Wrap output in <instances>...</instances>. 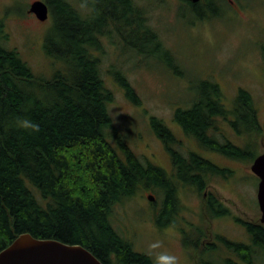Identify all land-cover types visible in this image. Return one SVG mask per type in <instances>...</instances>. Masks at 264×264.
Segmentation results:
<instances>
[{
  "label": "trees",
  "instance_id": "1",
  "mask_svg": "<svg viewBox=\"0 0 264 264\" xmlns=\"http://www.w3.org/2000/svg\"><path fill=\"white\" fill-rule=\"evenodd\" d=\"M179 1L196 20L207 21L220 15L232 0ZM47 2L51 26L44 35L43 50L54 62L51 78L37 75L18 50L0 43V252L21 234H30L81 245L103 264H153L117 228V207L151 191L164 197L161 211L155 210L170 220L166 225L175 224L186 208L180 188H190L200 194L201 217L211 226L214 219L230 215L228 206L208 190L211 177L228 178L233 171L194 150H179L172 129L153 116L151 127L166 145L171 171L142 160L122 141L115 148L112 142L118 129L109 110L115 95L102 76L101 54L96 51H102L114 36L140 54L150 55L151 46L154 53L170 50L135 0H79L77 7L68 0ZM261 53L264 58V46ZM111 73L126 98L139 103L140 96L127 76L120 70ZM199 89L190 107L175 111L174 121L201 148L252 163L260 155L264 128L251 92L239 88L232 107L227 108L218 83L203 80ZM16 117L37 122L40 131L30 134L17 128ZM230 118L242 138L237 146H223L217 140L223 131L221 119ZM151 204L158 208L155 200ZM237 220L246 227L251 244L213 234L205 245L206 232L200 229L195 239L184 241L194 251V264H241L235 256L244 264H254L257 250L264 257V225L259 220ZM215 240L229 250L219 262L207 259L218 249Z\"/></svg>",
  "mask_w": 264,
  "mask_h": 264
},
{
  "label": "rangeland",
  "instance_id": "2",
  "mask_svg": "<svg viewBox=\"0 0 264 264\" xmlns=\"http://www.w3.org/2000/svg\"><path fill=\"white\" fill-rule=\"evenodd\" d=\"M35 1L12 0L11 30L10 0H0V36L7 48L16 47L37 75L49 79L54 71V62L45 55L43 44L44 35L51 26V17L41 22L29 13ZM135 1L143 8L149 25L170 51L154 53L155 49L151 46L150 55L140 54L127 48V44L119 42L120 39L114 35L113 41L107 39L102 51H96L101 54L102 76L115 95L109 106L119 133L113 138L115 148H119L118 141H122L142 160L171 171L173 163L166 145L151 127L153 116L172 129L179 141L176 146L179 150H194L205 158H213L212 152H207L187 137L174 121L175 111L190 107L198 97L203 80H212L220 85L227 108L232 107L239 88L251 92L259 109V121L264 127V58L261 53L264 46V0L228 1L220 15L207 21L196 20L189 7L179 0ZM1 24L4 26L1 27ZM11 31L12 37L9 36ZM24 32L30 34V41L23 39ZM113 69L127 76L140 96L139 103L126 98L111 73ZM221 127L224 130L223 125ZM241 140L236 137L238 144ZM258 152L264 153V137ZM253 162L220 159L219 163L232 170L233 174L228 178L211 177L208 190L231 209L232 217L216 218L209 226L202 219L200 194L182 187L179 197L186 208L176 217L175 224L166 225L170 220L160 216L164 197L144 191L117 207L114 217L116 226L132 240L135 251L148 254L150 244L159 240L163 244L161 251L176 255L179 264H194V251L186 248L184 241L185 238L195 239L200 229H204V238L209 241L213 239V234H221L230 240L251 244L246 227L237 219L260 221L261 211L257 201L259 181L251 171ZM149 195L155 197L159 215L157 208L151 204L153 201H149ZM214 242L218 249L207 259L219 262L229 255V250L224 243ZM235 258L244 264L238 257ZM262 258L258 254L256 264H264Z\"/></svg>",
  "mask_w": 264,
  "mask_h": 264
},
{
  "label": "water",
  "instance_id": "3",
  "mask_svg": "<svg viewBox=\"0 0 264 264\" xmlns=\"http://www.w3.org/2000/svg\"><path fill=\"white\" fill-rule=\"evenodd\" d=\"M199 3L201 0H188ZM29 13L45 22L50 18L49 6L42 0L33 2ZM251 171L259 178L257 201L261 211V223L264 225V153L253 162ZM154 201L155 197L149 195ZM0 264H103L87 248L66 244L58 240H44L30 234H21L8 247L0 252Z\"/></svg>",
  "mask_w": 264,
  "mask_h": 264
},
{
  "label": "flooded vegetation",
  "instance_id": "4",
  "mask_svg": "<svg viewBox=\"0 0 264 264\" xmlns=\"http://www.w3.org/2000/svg\"><path fill=\"white\" fill-rule=\"evenodd\" d=\"M42 1H44L47 5H48V2H47V0H42ZM69 2H71L73 5H77L78 4V2H79V0H68ZM10 9H11V13H10V22H11V25H10V28H11V30H12V0H10ZM36 17V16H35ZM4 26V24H1V27H3ZM1 31H2V29H1ZM10 37H12V31H11V33H10V35H9ZM31 36H30V34L28 33V32H24L23 33V39L24 40H26L27 42L28 41H30L31 39ZM0 43H2V44H4L5 45V41L3 40V39H1V36H0ZM8 43V42H7ZM143 44H145V42H143ZM9 49H16V47H8ZM17 50V49H16ZM231 108V107H230ZM221 124L223 125V131L222 132H220V134L217 136V140L219 141V143L221 144V145H223V146H226V145H230V144H233L234 146L236 145L237 146V142H236V137H239L237 134H236V131H235V129H234V127L231 125V118L229 119V120H223V119H221ZM264 128V127H263ZM203 149V148H202ZM204 150H206V149H204ZM207 152H212V153H210L211 154V156H214L213 158H210L209 160H211V161H213L214 163H216L217 165H219V166H221V167H223V164L222 163H219V161H220V159L221 160H225V159H227L228 161H237L238 159H235L233 156H230V155H224V156H226V157H222V158H220V157H216V156H218V155H223V154H220V153H218V152H215V151H212V150H206ZM208 159V158H207ZM240 161V160H239ZM256 176V175H255ZM257 177V176H256ZM257 179H258V181H260L259 180V178L257 177ZM208 197V192L207 193H205V198H207ZM229 208V207H228ZM158 209V208H157ZM229 210H230V215L229 216H231L232 217V215H233V213H232V211H231V209L229 208ZM157 214H159V211L157 212ZM220 218H222V217H220ZM260 222H261V217H260ZM208 238H204L203 239V241H202V243L203 244H205V245H207V244H210V241L209 240H207ZM258 254H262V251H260V250H257V252H256V256L258 255ZM263 255V254H262ZM257 258V257H256ZM194 263V262H193ZM257 262H256V260H255V263L254 264H256Z\"/></svg>",
  "mask_w": 264,
  "mask_h": 264
},
{
  "label": "clouds",
  "instance_id": "5",
  "mask_svg": "<svg viewBox=\"0 0 264 264\" xmlns=\"http://www.w3.org/2000/svg\"><path fill=\"white\" fill-rule=\"evenodd\" d=\"M15 126L19 129L28 131L30 134L40 131L39 124L30 118H15ZM163 244L157 240L150 244L148 255L153 259V264H179V259L176 255L161 251Z\"/></svg>",
  "mask_w": 264,
  "mask_h": 264
}]
</instances>
